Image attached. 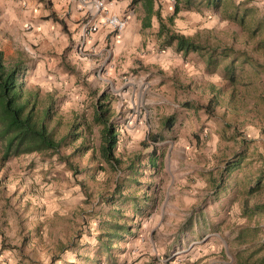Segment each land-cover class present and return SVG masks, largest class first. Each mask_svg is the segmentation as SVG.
<instances>
[{
	"label": "rangeland",
	"instance_id": "obj_1",
	"mask_svg": "<svg viewBox=\"0 0 264 264\" xmlns=\"http://www.w3.org/2000/svg\"><path fill=\"white\" fill-rule=\"evenodd\" d=\"M19 1L1 3L0 50L6 63L24 61L25 89L42 107L52 103L50 127L68 139L57 151L7 159L0 143V264H238L241 251L242 264H253L262 256L251 247L264 240V0H193L191 9L181 0L172 24L176 0H154L173 33L217 49L187 55L163 47L157 17L141 45L122 47L111 32L101 50L84 38L85 22L52 13L51 1L34 14ZM239 52L254 62L237 63L231 85ZM101 102L119 133L115 167L102 157L103 126L94 121Z\"/></svg>",
	"mask_w": 264,
	"mask_h": 264
},
{
	"label": "trees",
	"instance_id": "obj_2",
	"mask_svg": "<svg viewBox=\"0 0 264 264\" xmlns=\"http://www.w3.org/2000/svg\"><path fill=\"white\" fill-rule=\"evenodd\" d=\"M205 1L210 2L211 0ZM141 2L145 3V8L147 9V24L145 23L144 26L146 28L151 27V20L154 16H156L160 22L158 36L164 38L163 44H165V46L163 47L175 45L177 52L184 55L202 52L206 49V45L197 44L189 37L173 33L168 24L162 18L160 9L154 11V0H141ZM192 2L193 0H187V9L192 8ZM180 11L181 0H176L174 14L169 16L168 19L170 24L173 23L174 18L180 13ZM258 45L261 47L260 49H257L259 52V50L264 49V40L260 41ZM208 48L211 52L217 51L216 48ZM224 50L229 52V54L234 53L232 49L230 51L227 49ZM237 55L238 56L233 58L229 66L230 75L228 80L231 85L238 84L236 64L240 63L241 68L243 69L245 64L254 62L253 58L247 56L244 52H239ZM210 57L211 59H209V62H212V53L210 54ZM24 64V61L21 59L6 63L4 52L0 50V143L4 147L3 151L5 159L10 156L17 157L23 154L57 151L64 141L68 139L67 137L66 139L63 138L58 140L55 131L50 127L53 118L52 103L42 107L46 104L41 105L42 102L39 100V93L25 89L23 79L27 67ZM254 72H256V66H254ZM105 99L106 98H103V101ZM216 104L217 102H215V99H211L209 104L205 107L207 112L212 113ZM110 113V106L105 102H101L96 105L94 110V121L103 126L101 131L102 157L106 163L115 167L120 165L119 158L115 156V151L119 143V133L116 125L110 120ZM167 123H170L168 125H173V118H169ZM255 230L260 231L261 229L256 228ZM251 248L257 250L256 255L262 254V256L257 258L253 264H264V240H259ZM245 253L246 251H241L238 254V264L246 263L247 258L244 257Z\"/></svg>",
	"mask_w": 264,
	"mask_h": 264
},
{
	"label": "crops",
	"instance_id": "obj_3",
	"mask_svg": "<svg viewBox=\"0 0 264 264\" xmlns=\"http://www.w3.org/2000/svg\"><path fill=\"white\" fill-rule=\"evenodd\" d=\"M46 1L47 0H21L19 1L20 6H17L19 9L27 7L28 14H34V11L39 8L41 12L46 9ZM51 1L52 6L49 7L52 13L56 14L59 17L70 16L72 19L78 21L77 26H81L84 22L89 23V20L92 22L96 19L97 14L94 11V8L91 4L87 5L86 8H82L81 4L78 0H48ZM111 14L121 16L122 18L127 20V26L125 30L121 34L115 35L116 42L118 45H122V47L130 46V45H141V31L149 30L154 23H156V19L151 20V27H145L144 24H147V9H144L145 14L141 17V0H103ZM1 3H9V6H14L13 0H0ZM28 3V6H27ZM49 5V4H48ZM24 6V7H23ZM160 9V8H159ZM159 9H154V11H158ZM23 10V9H22ZM46 11V10H45ZM161 11V9H160ZM14 13V11H12ZM162 12V11H161ZM15 14V13H14ZM16 17V16H15ZM152 18H156L152 17ZM17 23L20 24V18L16 17ZM30 20V19H29ZM24 20H22L23 22ZM40 25V24H39ZM43 30L47 29L45 24L41 25ZM82 30V29H81ZM113 32L109 27L102 26L99 28L98 32L92 34L90 36V42L92 46L97 44V48L105 47L106 42L110 40L112 37L110 34ZM82 38V33L80 35V39Z\"/></svg>",
	"mask_w": 264,
	"mask_h": 264
},
{
	"label": "built area",
	"instance_id": "obj_4",
	"mask_svg": "<svg viewBox=\"0 0 264 264\" xmlns=\"http://www.w3.org/2000/svg\"><path fill=\"white\" fill-rule=\"evenodd\" d=\"M82 8H86L87 5L91 4L94 11L97 14V21H90L83 25L84 38L90 40V36L98 32L102 26H107L112 29L113 32L121 34L126 26L127 20L121 16L112 15L108 9V6L103 0H78ZM85 44H83L84 46Z\"/></svg>",
	"mask_w": 264,
	"mask_h": 264
}]
</instances>
